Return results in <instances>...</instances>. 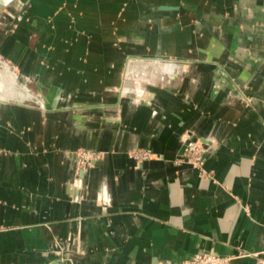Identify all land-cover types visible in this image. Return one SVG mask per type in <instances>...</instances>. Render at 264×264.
I'll use <instances>...</instances> for the list:
<instances>
[{
    "label": "crops",
    "instance_id": "0c3cea01",
    "mask_svg": "<svg viewBox=\"0 0 264 264\" xmlns=\"http://www.w3.org/2000/svg\"><path fill=\"white\" fill-rule=\"evenodd\" d=\"M0 225V264H264V0H0Z\"/></svg>",
    "mask_w": 264,
    "mask_h": 264
},
{
    "label": "rangeland",
    "instance_id": "374dc122",
    "mask_svg": "<svg viewBox=\"0 0 264 264\" xmlns=\"http://www.w3.org/2000/svg\"><path fill=\"white\" fill-rule=\"evenodd\" d=\"M187 140H192V142H194V143H196L195 145L194 144H189L187 147L183 144V146H182V148H181V150L179 151V153L177 154V156H176V158L174 159V162L175 163H185V162H183L182 160H180V159H178L177 157L179 156V155H182L183 157H187L189 160H191V161H195L196 162V164H197V167L196 166H194V165H192V164H190V163H187V164H190V165H192L193 167H195L199 172H201V171H204V172H206L205 174H206V177H212V175H211V173L209 172V171H206L205 169H204V160H203V153H202V150H201V148H200V145L197 143V142H195L193 139H186L185 141H187ZM184 141V142H185ZM185 144H187V142L185 143ZM88 150H92L94 153H95V155L97 156V160L98 159H100L101 157H102V152L100 151V150H95V149H88V148H81V149H78L76 152H75V160H76V157H78L79 156V154H83V152H84V154H86L85 152L86 151H88ZM127 154L131 157V158H133L135 161H136V163H141V162H138V160H140V161H144V160H147V159H151V158H153V157H155V156H157L150 148H147V147H136V148H133V149H131V150H129L128 152H127ZM132 155H134L135 156V158L132 156ZM201 156V160H202V163H200L199 162V158L198 157H200ZM96 160V161H97ZM95 161V162H96ZM78 166L79 167H81L82 166V164H81V166H80V164H77V162H76V171H77V168H78ZM85 166V165H84ZM3 229H5V227H3L2 225H0V231L1 230H3ZM56 244H58V246H60V244L58 243V242H56ZM204 252V251H203ZM244 252H246V251H238L237 253H235V254H231V255H221V256H232V255H240V254H242V253H244ZM198 253H202V252H198ZM198 253H194L192 256H194L195 254H198ZM247 253V255H254V253H248V252H246ZM191 256V257H192ZM243 256H245V255H243ZM191 257H189V258H191ZM238 257H241V256H238ZM189 258H186V259H181L180 260V262H183V261H185V260H187V259H189ZM235 258H237V257H235ZM235 258H233L232 260H231V262H230V264H232V261L235 259Z\"/></svg>",
    "mask_w": 264,
    "mask_h": 264
},
{
    "label": "built area",
    "instance_id": "2783aa9c",
    "mask_svg": "<svg viewBox=\"0 0 264 264\" xmlns=\"http://www.w3.org/2000/svg\"><path fill=\"white\" fill-rule=\"evenodd\" d=\"M186 142H187V144H185ZM189 144L195 145L196 143L192 142V140H187L184 142V145L186 147ZM85 153L86 154H84V152H83V154H79V156L76 157L77 164H80V166L82 164L81 167L78 166L77 172L81 171V169L86 167L87 165H92L97 160V156L95 155V153L92 150H88ZM132 156L135 158L134 155H132ZM177 158L182 160L185 163L187 162V163H190V164L197 167L196 162L189 160L187 157H183L182 155H179ZM198 158H199V162L202 163L201 156ZM138 162H141V161L138 160ZM198 173L200 176L206 177V174H205L206 172H204V171L199 172L198 171ZM243 255H247V253L244 252L240 255L221 256V255H218V254L213 253L211 251H204L202 253L195 254L194 256H192L191 258H189L183 262H180V261H175V262L158 261L154 264H230V262L233 258L238 257V256H243Z\"/></svg>",
    "mask_w": 264,
    "mask_h": 264
}]
</instances>
